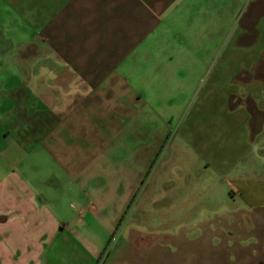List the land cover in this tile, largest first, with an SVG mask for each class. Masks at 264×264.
<instances>
[{
  "label": "crops",
  "instance_id": "1",
  "mask_svg": "<svg viewBox=\"0 0 264 264\" xmlns=\"http://www.w3.org/2000/svg\"><path fill=\"white\" fill-rule=\"evenodd\" d=\"M47 8L42 5L40 21ZM22 57L39 65L66 63L73 73V120L29 107L23 90H0V264H73L78 252L93 264L73 219L63 223L58 213L63 203L79 194L83 211L74 230L90 212L103 209L123 181L118 171L93 167L110 145L124 144L119 118L140 119L144 101L164 126L168 117L158 113L188 106L198 84L208 81L198 106L208 136L198 143L203 153L213 151L200 155V172L192 175L204 184L212 168L217 177L229 176L230 193L243 206L264 208V0H69L40 25L34 41L23 42ZM127 60H134L133 76ZM51 71L42 66L38 76ZM241 110L247 115L239 123ZM240 124H246L260 157L239 160ZM227 128L229 139L222 141ZM255 129L260 131L252 135ZM62 144L73 151L60 150ZM46 157L63 170L44 176L40 163ZM177 175L179 181L167 175L156 183L165 181L170 195L200 183L186 170ZM139 180L141 174L135 185ZM57 183H64L63 191Z\"/></svg>",
  "mask_w": 264,
  "mask_h": 264
},
{
  "label": "rangeland",
  "instance_id": "2",
  "mask_svg": "<svg viewBox=\"0 0 264 264\" xmlns=\"http://www.w3.org/2000/svg\"><path fill=\"white\" fill-rule=\"evenodd\" d=\"M68 3L69 0H0V90H23L28 97L26 105H39L47 116L55 115L60 121L73 120V93L69 86L73 73L63 60L39 65L35 60H23L22 55L23 42L34 41L40 25ZM43 4L48 7L47 14L40 21L38 13L41 18ZM42 66L50 67L51 73L38 76ZM126 66H129L127 73L133 76L137 70L134 72V60H127ZM141 72H145L144 66ZM55 76H60L59 80L55 81ZM53 88L58 89L49 90ZM196 88L188 106L175 113H158L168 117L164 126L155 109L144 101L140 119L134 120L133 114L119 118L124 144L110 145L104 159L93 167L118 171L123 181L109 193L103 209L90 212L86 223L74 230V222L83 211L79 194L73 195V201L66 200L60 208L58 213L63 223L73 219V231H78L75 234L78 242L93 253V264H255L263 260L264 208L243 206L230 193L229 176L217 177L212 168L205 172L204 184L203 178L193 176L195 170L200 172V155L208 157L213 151L203 153L204 145L198 143L200 136H208L201 125L198 106L202 97L200 89L210 88V82L200 83ZM240 90L245 88L241 86ZM246 115L245 111L239 112V123L240 117ZM245 125L240 124L236 133L239 160L260 157L251 145L253 136H249ZM259 131L253 130L252 135ZM113 133L106 130L107 136ZM161 136H164L163 143L158 144ZM222 136V141L229 139V128ZM155 147L157 152L151 153ZM59 148L73 151V146L65 144ZM225 152L228 154V149L222 150L223 155ZM40 164H43L44 176L63 170L47 157ZM182 169L189 172L193 182L200 180V183L195 188L191 185L188 193L171 194L173 200L169 201L171 195L165 191L170 187L164 185L165 181L162 185L156 183V178L162 176L165 180L171 175L179 181L177 174ZM139 174L141 181L135 185ZM219 181L222 184L218 185ZM131 185H135L133 193L128 191ZM54 187L61 191L65 188L64 183ZM77 257L73 264H88L80 252Z\"/></svg>",
  "mask_w": 264,
  "mask_h": 264
},
{
  "label": "flooded vegetation",
  "instance_id": "3",
  "mask_svg": "<svg viewBox=\"0 0 264 264\" xmlns=\"http://www.w3.org/2000/svg\"><path fill=\"white\" fill-rule=\"evenodd\" d=\"M263 256H264V255H263ZM263 260H264V257H263ZM263 260L261 259V260L255 262V264H264V261H263Z\"/></svg>",
  "mask_w": 264,
  "mask_h": 264
}]
</instances>
